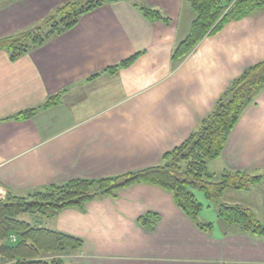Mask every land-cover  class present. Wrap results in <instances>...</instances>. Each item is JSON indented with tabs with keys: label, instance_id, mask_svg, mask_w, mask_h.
Here are the masks:
<instances>
[{
	"label": "crops",
	"instance_id": "1",
	"mask_svg": "<svg viewBox=\"0 0 264 264\" xmlns=\"http://www.w3.org/2000/svg\"><path fill=\"white\" fill-rule=\"evenodd\" d=\"M68 1L77 0H0V38L33 27ZM143 8L168 24L146 20ZM194 18L186 0H115L14 62L0 52V201L157 166L194 133L231 82L264 59V9L225 24L174 60ZM135 54L130 66L105 72ZM58 94L56 105L13 120ZM207 170L215 177L264 175V88ZM219 200L250 209L264 224V178ZM213 208L194 222L170 192L138 183L24 221L82 242L60 255L64 264H264V240L227 225ZM146 215L156 222L144 226Z\"/></svg>",
	"mask_w": 264,
	"mask_h": 264
},
{
	"label": "trees",
	"instance_id": "2",
	"mask_svg": "<svg viewBox=\"0 0 264 264\" xmlns=\"http://www.w3.org/2000/svg\"><path fill=\"white\" fill-rule=\"evenodd\" d=\"M114 1L77 0L62 3L33 27L0 38V52H5L9 60L14 62L30 51L42 47L52 38L74 28L83 15ZM186 1L195 18L185 40L173 51L174 60L184 59L203 38L219 32L225 24L239 21L264 9V0ZM140 12L150 22L161 21L165 25L168 24V19L162 17L158 11L143 8ZM139 56L140 54H135L105 72L115 74L119 69L130 66ZM263 88L264 59L234 79L216 103L214 110L200 122L198 129L180 146L166 153L157 166L99 180H71L62 185L30 192L24 197L7 195L4 201H0L1 259L13 264H64V260L57 256L79 250L82 242L66 235L32 227L18 217H53L65 208L81 206L100 196L112 197L117 190L138 183L158 186L170 192L178 208L194 222L202 211V204L192 192L194 189L198 190L207 202L213 204L218 217L227 225H238L244 233L264 240V224L251 210L218 203V197L225 190H246L249 185L262 181L264 175L251 176L239 171H225L216 178L207 170V163L220 156L228 135L242 112L254 102L255 96ZM59 98V94L51 96L41 106L20 113L13 117V120H27L37 111L56 105ZM156 220V216L146 215L139 221L148 226V223L152 225ZM204 228L211 227L207 225ZM10 235L16 237L13 244L7 242ZM49 255L54 257L45 260Z\"/></svg>",
	"mask_w": 264,
	"mask_h": 264
},
{
	"label": "rangeland",
	"instance_id": "3",
	"mask_svg": "<svg viewBox=\"0 0 264 264\" xmlns=\"http://www.w3.org/2000/svg\"><path fill=\"white\" fill-rule=\"evenodd\" d=\"M219 176H220V175H219ZM219 176L216 175V178H219ZM229 190H231V189H229ZM226 191H227V190H225V191L221 194V196H222ZM192 192L194 193V196H195V198L198 200V202H199L200 204H202V211H203V209H206V211H207V210L214 209L212 203H210L209 207L206 208L208 204L205 202L203 195H202L198 190H195V189H194V190H192ZM221 196L218 197V203H221L220 200H219V199L221 198ZM4 200H5V199H4ZM4 200H1V201H4ZM221 204H223V203H221ZM228 205H231V204H228ZM236 206H238V205H236ZM240 207H242V206H240ZM242 208H245V207H242ZM245 209H248V208H245ZM249 210H250V209H249ZM202 211H201L200 213H202ZM211 211H212V210H211ZM213 211H214V210H213ZM208 215H210V214H208ZM200 216H201V214H200L199 217H198V220H199V221H200ZM27 217H30V216H29V215H21V216L18 217V219L24 221V220L27 219ZM34 220H36V219L31 218V221H34ZM7 242H8L9 244H13V243H15V242H16V237H15L14 235H10V236L7 238ZM53 257H54V255L46 256L45 260H49V259H51V258H53ZM57 257L61 258L60 255H58ZM43 260H44V259H43ZM45 260H44V261H45ZM0 264H13V263H12V262H5V261L2 260L1 257H0ZM65 264H70V263H69V261H66Z\"/></svg>",
	"mask_w": 264,
	"mask_h": 264
}]
</instances>
